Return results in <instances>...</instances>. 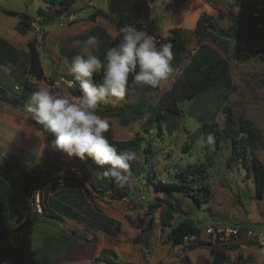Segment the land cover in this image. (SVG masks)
I'll list each match as a JSON object with an SVG mask.
<instances>
[{
    "label": "rangeland",
    "instance_id": "374dc122",
    "mask_svg": "<svg viewBox=\"0 0 264 264\" xmlns=\"http://www.w3.org/2000/svg\"><path fill=\"white\" fill-rule=\"evenodd\" d=\"M203 1L206 5L203 7L198 5L197 14L206 12L218 19L220 28L228 29L236 26L240 31L241 36L225 39L227 49L225 53L221 50L223 45L219 46L218 42L214 41L210 43L230 60L234 89L228 92L226 97L222 90H210L195 100L181 101L179 115L166 114L161 129L156 124L150 132L145 133L148 140L146 145H150L152 149L150 159L145 160L142 158V153H138L135 166L137 169L144 168V171L140 179L133 180L130 185L133 194L123 200H112L109 194L100 197L90 188V179L82 176L80 170L86 166L96 169L91 159L81 163L75 159L76 157L69 158L60 151L46 157L27 154L22 149L24 144L30 147L36 145L30 143V134L25 133H21L26 140V143L22 145L13 146L10 143L1 142L0 161H10L28 169L44 171L54 169L52 171L54 176L65 178L69 183L83 182L84 188L89 190L92 197H86L87 204H77L79 208L85 209L87 206L105 211L110 215L109 217L121 221L122 228L119 236L113 238L89 229L75 220L66 218L70 220L67 223L45 217L32 207L30 213L24 217L6 218L7 227L16 231L9 240L0 242V249L4 250L10 246L12 252L11 258L0 264H107L92 261L108 252L115 253L119 260L131 264H213L217 258L220 259V256L212 252V247L225 255V261L219 260L217 264H264V254L258 246L248 249L241 247L244 244L242 240L248 238L246 229L260 231L264 227V198L259 199L256 196L251 153L248 152L247 160L251 171L248 172L241 162L230 164L232 142L231 139H226L222 135L226 119L224 108L228 107L235 117L250 120L257 127L262 135V145L256 154L264 163V18L259 14L256 17L259 22L250 20L247 5L254 0ZM194 2L191 0L187 3L184 9V21L193 16L196 8ZM177 5L178 0H76L71 14L67 16L66 12L61 13L53 25L47 26L46 31L56 28L50 32V37H54L55 32L67 28L70 21H76L78 18L101 10L107 18L100 17V25L105 26L113 22L119 29L125 25H133L139 29L142 23H146L149 27L153 24L155 29H150V33L165 40L171 38L172 34L168 31L176 28L172 19L180 12L177 10L179 8ZM0 7L11 8L32 17L37 15L39 8L51 13L54 10L59 11V6L48 5L43 0H0ZM133 7L143 9L139 19L129 16V11ZM72 15H75L76 19H70ZM50 26L53 27L49 29ZM34 28L40 31L37 22ZM29 35L33 37L34 32H30ZM246 35H250L251 39H247ZM182 38L186 53L188 50L195 51L194 30L192 35H185ZM217 39L224 40L223 36H218ZM24 42L18 45L19 57L22 56L21 51L26 50ZM46 66L49 70L48 61ZM173 80L174 78L166 79L158 91L148 93L131 86L130 83L124 97L109 98L103 103L106 106H123L126 109L125 116L104 118L110 125L106 133L108 138L131 139L139 131L142 123L140 120H133L135 114L131 107L135 108L141 100L148 103L151 99L157 100L170 88ZM31 81L32 86L38 88V85L33 84L35 82L33 78ZM67 82L64 78H60L55 85L69 87ZM16 84L21 85L23 94L15 90ZM42 86L44 88L46 85L42 84ZM6 94L27 102L26 87L22 83L0 78V95L5 97ZM70 98L73 102L77 100L72 95ZM142 112L145 114L143 120L147 119V107L142 108ZM20 113L23 112L20 111ZM204 126H207L206 133ZM206 134L217 137L220 135L219 144H207ZM192 165L205 167L201 170L202 178L197 179L199 182L195 185L207 184L212 191L211 199L203 203L201 208L179 189L170 191L168 188H157L144 178L149 173L157 182L172 185L178 182L175 178L177 173ZM86 173L91 172L87 170ZM98 173L101 174V172ZM47 183L53 184L51 181ZM51 196L58 195L52 192ZM158 199L163 206L149 212V205L155 204ZM167 199L173 202L175 210L170 226L164 227L161 219L167 210L164 203ZM78 202L79 200H73L67 203L75 208L74 204ZM181 220H193L201 228L202 240L209 244L196 243L194 249L189 248L192 243L173 247L167 235ZM209 227H235L241 232L239 236L221 243L206 236L205 231ZM253 245L257 244L253 243ZM250 253L253 261L247 257ZM244 256L246 258L243 259Z\"/></svg>",
    "mask_w": 264,
    "mask_h": 264
},
{
    "label": "trees",
    "instance_id": "16d2710c",
    "mask_svg": "<svg viewBox=\"0 0 264 264\" xmlns=\"http://www.w3.org/2000/svg\"><path fill=\"white\" fill-rule=\"evenodd\" d=\"M43 1L48 5L59 6V11H54L57 17L63 12L70 13L72 6L76 2V0ZM183 3L184 0H178L177 6L180 7ZM247 8L249 10L248 14L250 20H257V22H259V19H256L259 14L260 17L262 16V18H264V0L251 1L248 3ZM0 11L7 16L20 18V23L16 26V30L20 34L25 35L29 29L33 28L35 18L30 17L25 13H18L2 8H0ZM48 14L49 12L45 13L43 10H39L37 12L38 17L40 18H46ZM101 15L106 16L103 11L98 10L92 14L84 16L83 20L95 21L96 18ZM129 16L139 19L142 16V9L140 7H133L129 11ZM239 32L240 31L236 26L229 27L228 29L220 28L216 17L209 15L206 12H202L197 19L194 30L196 49L195 51L188 50L186 53V49L177 36L176 30H172L171 34L173 37L169 38L166 43H171L173 45V57L171 61L172 72L167 78H174L173 83L169 89L158 97L157 100L151 99L149 102L150 104L148 101L141 100L135 108L131 107V109H133V113L135 114L133 116V120H140L142 123L139 131L129 140H115L109 138L110 143L117 149V151L132 150L137 155L141 152L142 158L149 160L152 149L150 145H146L147 138L144 134L150 132L156 124L159 125L161 129V124L166 114L179 115V102L185 100H195L210 90H222L226 97V94L232 91L235 87L232 78L231 63L224 54L220 53L210 43L214 41L215 43L218 42L219 46L223 45L221 50L225 53V50H227L225 39L237 38L241 36ZM96 33L97 32L94 31V36H96ZM255 33L256 32H254V34ZM92 35L93 34H90L89 36ZM218 36H223L224 40L218 41ZM41 38L43 39V35ZM84 38L86 37L80 36L78 37V40L80 39L81 41ZM246 38L251 39V36L246 35ZM113 46H115V43L110 41V37L105 33L103 39L100 41L99 48H91V50L94 54H97L102 61H104L106 49ZM28 47L30 57L29 74L38 81L43 80L44 70L42 68L40 54L38 51V40H31L28 43ZM10 57L13 61L19 63V60L15 58L16 55H14L4 42L0 40V65ZM94 79L96 83H100L101 81L100 76H96ZM67 80L71 81L73 80V77L69 76L67 77ZM48 83L50 86H53L55 82L53 80H49ZM24 85L29 91L34 90L29 84V81L26 80ZM65 87L72 96L76 98L80 96L81 93L78 85ZM139 89L148 93L151 91H158L159 87L156 89L148 87ZM0 100L31 117V113L26 110V101L16 98L10 94H6L5 97L0 95ZM145 107H147L148 118L143 120L145 114H143L142 108ZM96 111L102 118L125 116L126 114V109L123 106H106L104 104L99 105ZM224 113L226 114V119L222 135L226 139H231L232 142V152L229 162L230 164L241 162L249 172L251 169L247 165V160L248 152L251 153V168L253 170V179L256 186V196L259 199H263L264 163L256 154V151L262 145V135L259 133L257 127L252 121L242 117H235L230 108L225 107ZM36 126L40 129L39 125L36 124ZM206 128L207 126H204L205 133ZM209 136L213 138L212 144H219L220 135L217 137L212 134H206V143ZM47 139L49 143H51L54 137L49 135L47 136ZM135 164L136 160L131 162V173L134 180L137 181L140 179L144 168L137 169ZM203 169H205V167L198 165H192L185 168L177 173L175 178L178 179V182H175L172 185H168L169 183L166 184L163 182H157L149 173L146 177L144 176V178L148 181V183L157 188H168L170 191L179 189L186 197L192 198L196 206L201 208L202 204L208 202L212 196L211 187L209 185H205L203 183L199 184V186L195 185V183L199 182V178H202L201 170ZM104 171L105 169L99 168V172H101V174L99 176L95 175L93 178L91 177L90 188L95 192V194L100 197H105L106 194H109L112 200H123L133 194L130 186L120 188L115 184L113 179L104 177ZM45 176V173L39 171L38 169H28L6 160L0 161V242L9 240L16 231L7 227L5 224L6 218H21L30 213L31 208L34 207L33 200L35 199L36 194L45 185ZM85 192L87 196L92 197L88 189H85ZM164 203L166 204L167 210L166 213L162 215L161 223L164 227H167L171 224L170 221L174 214L175 205L169 199L165 200ZM54 205H57V210H59L58 205L62 206L64 210L59 213V216H64L84 223L94 231L103 232L113 238H117L119 236L122 226L121 222L104 215L99 210L87 208L81 211H76L70 207L63 206L56 201ZM162 206L163 204L161 200L158 199L155 204L149 205V212H152L156 207ZM42 213H45L44 208ZM19 228L20 227H18V229ZM201 233V228L198 227L193 220H181L168 233L167 239L173 247H180L183 245L185 237L194 235L199 238ZM196 243L209 244L199 239L198 241L193 242L192 246L189 248L194 249L197 245ZM10 248L11 247L9 246L4 250L0 249V262L11 258L12 252ZM211 250L213 253L220 256V259L217 258L213 264H217V261L219 260L225 261V255L223 252L219 251L215 247H212ZM92 262H104L107 264H131L119 260L117 255L112 252L104 253L100 257L94 258Z\"/></svg>",
    "mask_w": 264,
    "mask_h": 264
},
{
    "label": "clouds",
    "instance_id": "9594fccd",
    "mask_svg": "<svg viewBox=\"0 0 264 264\" xmlns=\"http://www.w3.org/2000/svg\"><path fill=\"white\" fill-rule=\"evenodd\" d=\"M114 39L115 46L106 49L104 61L92 54L72 58L68 72L73 80L67 83L78 85L81 94L76 102L67 89L62 95L40 88L28 96L26 110L45 137H54L49 145L53 151L81 162L91 159L96 168L105 169L104 177L125 188L134 180L131 162L137 159V154L132 150L117 151L106 135L109 122L96 110L109 98L124 97L130 83L139 88L160 87L172 72L173 45L158 44L155 36L131 25L120 28ZM80 44L74 42V46ZM83 45L85 50L98 49L100 41L89 36ZM97 75L101 77L100 83L95 82ZM15 90L23 94L20 84L15 85ZM207 143H213L211 136Z\"/></svg>",
    "mask_w": 264,
    "mask_h": 264
},
{
    "label": "crops",
    "instance_id": "0c3cea01",
    "mask_svg": "<svg viewBox=\"0 0 264 264\" xmlns=\"http://www.w3.org/2000/svg\"><path fill=\"white\" fill-rule=\"evenodd\" d=\"M190 1L191 0H188V1L184 0V3L179 8H177V10L178 11L180 10V12H178L176 16H173V19H172L173 24L174 26H176V28L170 29L168 31L169 33H171L172 30H176V34L179 37L181 43H183L182 42L183 36L185 35L190 36L192 35V31L195 30L197 19L199 18L201 14V13L200 14L196 13V11L198 10L197 6L199 5V7H203L206 5L203 0H193L195 1L194 3L196 5L194 14L192 17L189 18V20L184 21L183 19L184 14H185L184 9L187 3H189ZM2 9L20 13L19 11L11 9V8H2ZM39 10H42V8H39L37 11ZM71 11L72 10H70V13H67V16L71 14ZM142 14H143V9H142ZM102 16L104 15L98 16L95 21H88L87 23L83 21L84 16L83 18H80V19L78 18L76 21H70L69 26L67 28L60 29L59 31L57 30V32H55L54 37H50L51 30H56V28L54 29L52 28L53 26H50L49 29L51 28L52 29L48 31H46L47 30L46 28H48L47 27L48 25H53L56 21L55 19L58 18L54 12L53 13L49 12L46 18H43V17L40 18L38 17V15L33 17L35 19L37 18L39 19L38 24H39V29L41 31V34H40V31L39 32L37 31L38 28L35 29L33 27L32 29H29L25 35H22L16 30V26L20 23V18L13 17V16H7L0 11V40L4 42V44L14 53V55H16L15 58L19 60V63H17L13 61L12 58L10 57L3 64H1L0 65V78L6 81L7 80H11L13 82L19 81L23 85L25 84L27 80L29 81V84L31 86H32L31 83L33 81V80L31 81V79L33 78L35 80L33 84L38 85L39 89L43 88L42 84H45L46 86L44 88H46L50 92L60 93L63 95L64 90L67 88L64 85L62 87H57L55 83L60 78H64V80L69 81L67 80V77L72 76V75L68 72V66L71 63L72 58L78 54L84 56L85 58L89 54L97 55L92 52L91 48L87 50H85L84 48L83 42L88 39L87 37L90 34H93L92 36H94V31H96L97 33L95 37H97V39L101 41L104 37V34L106 33L110 37V41L116 43V40L114 39V37L117 31H119V28L113 22L107 23L105 26L100 25V17ZM104 17L107 18L106 16ZM83 22L86 24H84ZM167 24L165 25V28H164L165 32H166ZM150 29L151 30L155 29V26L152 24ZM30 32H34L33 37H30L29 35ZM42 35H43V39L41 38ZM80 36L86 37V38L80 41V39L78 40V37ZM170 37L172 38L173 36L171 35ZM34 39L38 40V51L40 54L42 68L44 70V79L39 80V81L29 74L30 57H29L28 43ZM23 41H25L24 45H26V50L23 49L21 51L22 56L19 57L20 54L18 55V53L20 50L18 48V45L22 44ZM75 41H80L81 44L78 46H74ZM194 43L196 44V42ZM46 61H48L49 63V70H47L48 67L46 66ZM49 80H53L55 82L53 86L49 85L48 83ZM32 88L34 89L33 91L38 89V88H34L33 86ZM31 92L32 91H29L26 88L25 97L27 99H28V96L31 94ZM21 133L30 134V138H29L30 143H34L36 146L35 147H30L29 145L26 146L24 144L26 143L25 142L26 140L24 139L23 134ZM1 142L10 143V145H13V146L24 144V146L22 147L24 152H26L27 154H31V155L33 154L35 156L43 155L42 157H46V156H49V154L54 155V153L57 152V151H52V149L49 147L50 143L47 137H45L44 133L36 126L35 122L31 120V117L29 115L27 114L25 115L24 112L20 113V110L12 107L11 105L9 106V104L2 102V101H0V143ZM39 149L41 150L40 152H39ZM75 159L81 162L78 158H75ZM38 170L46 174L44 178L45 185L36 194V196L37 195L39 196L40 202L42 204V210L43 208L45 210V213H42L43 216L62 220L67 223L70 222V220L72 219L67 220L66 219L67 217L59 216V213L63 212L64 210L62 206H59V205H58L59 210H57L56 208L57 205H54V203L56 201L62 204L63 206L70 207L72 204H68L67 202H71L73 200H79L78 203L74 204L76 205L75 208L73 207H70V208L76 211L84 210L82 208H79L78 206V205H81L87 202L86 201L87 195L85 192L86 188H84L83 182L79 184L69 183L68 180H66L65 178L54 176L52 173L54 169H51L50 171H44L40 169ZM87 170H90L91 173L87 174L86 173ZM98 172H99V168L91 169L90 166H86L84 169L82 168L80 170V174L82 176H87V178L90 180H91V177L93 178L95 175H97ZM58 178L61 180H59ZM54 179H58V180H54ZM48 181L49 182L51 181L53 184L50 183L49 185L47 183ZM52 192L56 193V195L58 196L52 197L51 196ZM87 208L88 207L86 206L85 209ZM101 212L108 217L110 216L105 211H101ZM80 224H83L84 226L88 227L84 223L80 222ZM97 232L100 233V231H97ZM242 242H244V244L241 247L244 249H248L249 247H253V246H258V245H253V243H256V242L254 240H249L248 238L246 240H242ZM247 257L251 259V261H253L251 253L248 254ZM244 258L246 257L244 256L243 259Z\"/></svg>",
    "mask_w": 264,
    "mask_h": 264
},
{
    "label": "built area",
    "instance_id": "2783aa9c",
    "mask_svg": "<svg viewBox=\"0 0 264 264\" xmlns=\"http://www.w3.org/2000/svg\"><path fill=\"white\" fill-rule=\"evenodd\" d=\"M70 19L74 20V19H76V16L72 15L70 17ZM38 21H39L38 18L35 19V22L33 23V27H34V24H36V22L38 23ZM131 26H133V25H131ZM137 30L146 31L150 35L155 36L158 44L166 43V41L168 40L167 38L165 40H163L161 37H158L157 35L150 33V27L146 23L140 24L139 29H137ZM69 87H71V86H69ZM33 204H34V207L36 209V212L42 213L43 210H42V206H41L38 195L33 200ZM240 232H241L240 229L235 228V227H219V228L209 227L206 229L205 234L208 238L212 237L214 241L226 243L231 238L239 236ZM246 232H247L248 239L254 240L257 243L258 247L262 250V253L264 254V227L260 231H254L253 229H246ZM199 239L202 240V236H200L199 238L197 236H194V235L185 237L182 246L191 244L195 241H198Z\"/></svg>",
    "mask_w": 264,
    "mask_h": 264
}]
</instances>
